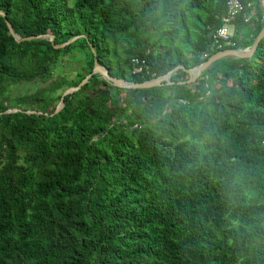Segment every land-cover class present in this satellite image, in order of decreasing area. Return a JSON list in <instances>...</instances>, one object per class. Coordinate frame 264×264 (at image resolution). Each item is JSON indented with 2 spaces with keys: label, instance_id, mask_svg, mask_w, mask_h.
Segmentation results:
<instances>
[{
  "label": "trees",
  "instance_id": "16d2710c",
  "mask_svg": "<svg viewBox=\"0 0 264 264\" xmlns=\"http://www.w3.org/2000/svg\"><path fill=\"white\" fill-rule=\"evenodd\" d=\"M240 1L231 38L250 46L262 2ZM225 3L0 0L20 37L82 35L17 40L0 16V264H264V37L194 83L182 68L149 88L94 73L52 116L5 112L52 113L91 72V46L135 82L199 65L221 49ZM75 54L74 75L57 74ZM134 57L148 68L133 73ZM36 79L51 81L9 97Z\"/></svg>",
  "mask_w": 264,
  "mask_h": 264
},
{
  "label": "water",
  "instance_id": "95a60500",
  "mask_svg": "<svg viewBox=\"0 0 264 264\" xmlns=\"http://www.w3.org/2000/svg\"><path fill=\"white\" fill-rule=\"evenodd\" d=\"M0 16L4 17V20L7 24L9 32L11 34H13L17 40L49 38L52 41L53 47L60 48V47H64V46L68 45L69 43H71L75 39H77L78 37L82 36L80 34L72 36L68 40H66L62 43H59V44H56L54 42V36L52 34H39V35L20 37L18 34H16L14 32L13 27H12L11 23L9 22V20L6 18V14L4 11L0 10ZM263 37H264V23H263L261 29L259 30V32L257 33V35L255 36V38H254V40L250 46H242V45L240 46L238 44L239 39H233V41L231 43L225 45L227 48H225V46H223L220 50L211 54L206 60L201 62L199 65H196V66H193L190 68H186V67H184V65L178 64L173 69L166 72L165 74H162V75H159V76H156V77H153V78L141 81V82L130 81V80H126V79L121 78V77L112 76L110 74L109 70L106 68V66H104L98 62L97 57H96V51L91 46L92 52L94 54V64H93V68H92L91 72H89L77 85L67 87L66 89L63 90V92L61 93L60 98H59V100H58V102H57L52 113L43 112V111H36L34 109L24 110L22 108H8L5 110V112L25 111L26 113H38V114H45V115H51L52 116L62 109V107L64 105L65 96L74 92V91L79 90L88 81V79L92 76V74H94V73L100 74L103 78H105L106 80L110 81L113 85L118 86V87H122V88H149V87L161 85L164 82L168 83V84H172L174 81L170 80L171 74L174 71H176L177 69L182 68L185 72L188 73L189 76L186 80L177 81V82L181 83V84L182 83H194L200 77L201 73L206 72L210 68V66L217 60L225 59V58L236 59V58H248V57H250L253 54V52H254L256 46L258 45L259 41Z\"/></svg>",
  "mask_w": 264,
  "mask_h": 264
},
{
  "label": "built area",
  "instance_id": "2783aa9c",
  "mask_svg": "<svg viewBox=\"0 0 264 264\" xmlns=\"http://www.w3.org/2000/svg\"><path fill=\"white\" fill-rule=\"evenodd\" d=\"M226 10L225 13L221 16V24L216 27V29L212 32L211 38V47L212 48H222L223 46L231 43L233 39L231 38L232 33L235 29V22L236 17L241 13L243 10L244 5L240 0H226ZM249 5V4H248ZM244 16L246 19L251 17V14H247ZM231 30V32H230ZM208 52H203L201 57H207ZM132 62V72L133 73H141L144 69H147V63L144 58H137L134 57L131 59Z\"/></svg>",
  "mask_w": 264,
  "mask_h": 264
},
{
  "label": "rangeland",
  "instance_id": "374dc122",
  "mask_svg": "<svg viewBox=\"0 0 264 264\" xmlns=\"http://www.w3.org/2000/svg\"><path fill=\"white\" fill-rule=\"evenodd\" d=\"M262 2V6L260 7L259 13L262 17H264V0H260ZM231 32V30H230ZM79 55L75 54L74 58L71 56H66L64 60L59 63V66L57 70H55L58 73H66L70 77L74 75L75 69L78 65L79 62ZM229 60L225 59L222 61L223 66H226ZM221 63V64H222ZM220 64V65H221ZM222 66V65H221ZM56 73H53V75H57ZM52 75V76H53ZM50 79L47 80H41V79H36L34 81L30 82H20L12 85V88H10L9 92V97H14L15 95H22V94H28L33 91H35L39 86H47L50 83ZM218 87V83L216 84Z\"/></svg>",
  "mask_w": 264,
  "mask_h": 264
}]
</instances>
